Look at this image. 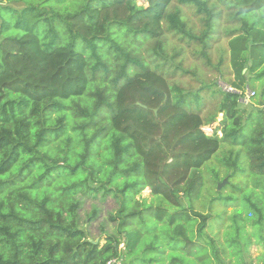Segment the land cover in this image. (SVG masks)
Masks as SVG:
<instances>
[{
    "label": "trees",
    "instance_id": "1",
    "mask_svg": "<svg viewBox=\"0 0 264 264\" xmlns=\"http://www.w3.org/2000/svg\"><path fill=\"white\" fill-rule=\"evenodd\" d=\"M3 1L10 0H0V264H106L119 256L121 243L123 264H163V249L169 264H189L181 254L196 247L194 233L206 236L209 217L180 209V197L197 192L202 166L229 143L264 177V110L257 108L264 103L247 115L241 108L246 90L264 81V21L253 15H263L264 0H230L237 11L227 19L240 26L226 32L227 56L217 64L227 59L230 90L206 92L212 111L205 114L204 88L191 93L170 86L119 37L131 44L153 40L154 56L163 58L165 22L169 33L199 47L197 56L208 65L212 21L221 14L207 2L176 0L204 18L195 36L179 12L166 14L174 0H144L147 7L136 0H24L21 9ZM98 71L111 76L110 95L109 88L88 94ZM84 97L89 111L69 107ZM218 115L222 120L206 134L203 128ZM78 118L85 120L78 124ZM70 122L74 145L66 136ZM240 154L223 162L235 175ZM145 188L167 208L135 200ZM78 192L117 199L107 217L115 230L102 244L80 225ZM250 205L263 222L262 210ZM95 216L93 210L87 220Z\"/></svg>",
    "mask_w": 264,
    "mask_h": 264
},
{
    "label": "rangeland",
    "instance_id": "2",
    "mask_svg": "<svg viewBox=\"0 0 264 264\" xmlns=\"http://www.w3.org/2000/svg\"><path fill=\"white\" fill-rule=\"evenodd\" d=\"M37 2L40 0H30ZM207 2L209 9L213 10L214 14H221L219 21L215 18L212 21V31L209 35V64L205 60L198 57L199 47L188 45L185 40L169 33L166 30L165 22L162 23L164 35L161 38L163 44V58H157L153 54L154 41L141 40L138 43H132L130 38L119 37L120 42L127 47H131L134 54L140 61L150 70H157L163 73L167 83L170 86H177L184 91L191 93L200 92L204 88L201 98L204 100L205 106L202 113L212 111L211 101L208 100L206 92L215 91V88L228 90L229 87L225 80L228 73V61L225 59L221 66H218L220 57L227 56V41L226 32L231 28L240 26L239 22L228 21V17H233L237 11L235 4L230 0H203ZM65 3L58 5H69ZM137 6L147 7L144 0H136ZM2 6H10L11 8L21 9L25 6L24 0L3 1ZM57 7V8H59ZM60 9V8H59ZM263 15L256 14L257 18H262L264 21V9L261 10ZM179 12L180 18L187 24V28L192 30L195 36H200L204 30V18L195 15L194 7L191 5H179L174 0L168 7L166 14ZM253 16V15H252ZM251 17V15H250ZM250 19V18H247ZM102 52L105 49L102 48ZM108 66H111L110 57H107ZM114 61L112 62V66ZM179 68V70L176 69ZM132 69L131 74L135 72ZM222 74V75H221ZM111 76L102 77L101 71L96 72L95 79L88 88V94L94 90L109 88L111 94L112 83ZM205 87L209 89H205ZM264 87V81L257 82L252 87H249L255 92V96L242 98L241 107L246 115L252 110H256L255 106L258 102H263L260 98V92ZM99 89V90H100ZM89 98H82L74 101L69 107L74 109L76 105L81 108L91 104ZM75 103V104H74ZM89 111L88 109H86ZM71 113V111H70ZM103 113L108 114V110H103ZM55 115H53V118ZM85 119L78 118L77 123L81 124ZM222 120V115H218L216 122L209 127H204L206 134H212L219 122ZM100 124V123H99ZM74 123H69L66 126V136L72 141L69 145H74L77 134L73 131ZM86 134L90 135L91 130L87 129ZM218 137L221 133L217 132ZM55 146L59 143L55 142ZM240 152V146H230L229 143L221 145L217 153L207 161L199 170L201 185L193 196H181L180 209L187 208L194 212L207 215L209 217L206 236L201 237V240L194 233V248L191 249V254H181L184 260L189 264H218L221 261L223 264H264V221L258 222V213L251 208L250 204H256L261 210L264 218V177L258 176L254 171L250 170L247 159ZM103 153V152H100ZM239 155L237 163V173L233 174V167H227L223 164L224 160H234ZM231 175V177H228ZM118 184L120 180L116 181ZM89 188L97 187L96 184L88 182ZM220 186V188H218ZM114 190V188H112ZM76 198L80 202L78 216L80 225L84 226L88 237L91 240L103 243L107 235L114 233L115 225L107 221L109 214H113L117 208V199L113 194L103 197L101 192L96 196L93 193L84 194L78 192ZM135 200L144 202L146 205H151L153 209L157 207H166V203L158 196H153L148 188L143 189L140 194L136 195ZM249 200V202H248ZM169 208V207H168ZM95 210L96 216L93 219H88L91 212ZM172 211V209H169ZM256 222V223H255ZM152 220L149 223L152 224ZM208 238L213 240L215 246V256L208 246ZM151 240V236H148ZM200 240L201 243L198 242ZM161 259L163 264H169L170 260L168 249H163ZM157 264V263H154Z\"/></svg>",
    "mask_w": 264,
    "mask_h": 264
},
{
    "label": "built area",
    "instance_id": "3",
    "mask_svg": "<svg viewBox=\"0 0 264 264\" xmlns=\"http://www.w3.org/2000/svg\"><path fill=\"white\" fill-rule=\"evenodd\" d=\"M255 94L253 91H250L249 89L246 90V92L244 93V97L248 96V97H253ZM258 109H263L264 110V106L261 105L259 107H257ZM122 250H124V244L121 243L118 247H117V251H118V257L113 258L111 260H109L106 264H123V257L121 256V252Z\"/></svg>",
    "mask_w": 264,
    "mask_h": 264
},
{
    "label": "crops",
    "instance_id": "4",
    "mask_svg": "<svg viewBox=\"0 0 264 264\" xmlns=\"http://www.w3.org/2000/svg\"><path fill=\"white\" fill-rule=\"evenodd\" d=\"M228 90H230V88L228 89ZM257 106H255V108H256Z\"/></svg>",
    "mask_w": 264,
    "mask_h": 264
},
{
    "label": "water",
    "instance_id": "5",
    "mask_svg": "<svg viewBox=\"0 0 264 264\" xmlns=\"http://www.w3.org/2000/svg\"><path fill=\"white\" fill-rule=\"evenodd\" d=\"M243 72H245V70ZM218 188H220V186Z\"/></svg>",
    "mask_w": 264,
    "mask_h": 264
},
{
    "label": "clouds",
    "instance_id": "6",
    "mask_svg": "<svg viewBox=\"0 0 264 264\" xmlns=\"http://www.w3.org/2000/svg\"><path fill=\"white\" fill-rule=\"evenodd\" d=\"M253 15H256V14H253Z\"/></svg>",
    "mask_w": 264,
    "mask_h": 264
}]
</instances>
